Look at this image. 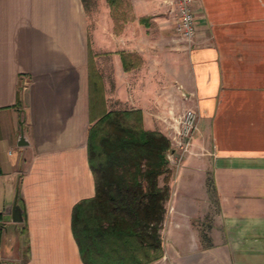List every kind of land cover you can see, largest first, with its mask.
<instances>
[{
    "label": "crops",
    "instance_id": "obj_1",
    "mask_svg": "<svg viewBox=\"0 0 264 264\" xmlns=\"http://www.w3.org/2000/svg\"><path fill=\"white\" fill-rule=\"evenodd\" d=\"M126 1L0 0V264H84L71 213L95 192L90 123L137 108L168 137L186 107L202 153L170 168L143 264H264V0H193L189 44L169 0Z\"/></svg>",
    "mask_w": 264,
    "mask_h": 264
},
{
    "label": "trees",
    "instance_id": "obj_2",
    "mask_svg": "<svg viewBox=\"0 0 264 264\" xmlns=\"http://www.w3.org/2000/svg\"><path fill=\"white\" fill-rule=\"evenodd\" d=\"M122 62L125 67L123 55ZM168 148L163 133L142 126L137 108L104 111L90 123L87 158L95 192L76 202L71 213L84 264H143L161 253ZM17 200L22 202L19 194Z\"/></svg>",
    "mask_w": 264,
    "mask_h": 264
},
{
    "label": "built area",
    "instance_id": "obj_3",
    "mask_svg": "<svg viewBox=\"0 0 264 264\" xmlns=\"http://www.w3.org/2000/svg\"><path fill=\"white\" fill-rule=\"evenodd\" d=\"M192 1L169 0L175 10V31L187 44L192 42L196 32ZM25 83L26 81L22 85H25ZM196 125L197 114L192 107L184 108L179 115L171 118L167 132L171 145L165 153L169 168H175L186 154L202 153L201 148L199 149L200 151L193 148L192 134Z\"/></svg>",
    "mask_w": 264,
    "mask_h": 264
},
{
    "label": "rangeland",
    "instance_id": "obj_4",
    "mask_svg": "<svg viewBox=\"0 0 264 264\" xmlns=\"http://www.w3.org/2000/svg\"><path fill=\"white\" fill-rule=\"evenodd\" d=\"M105 2H107L109 5H110V3L108 2V0H87V5H89V6H92V7H96L97 5H104V3ZM115 3H113V5L115 6V5H121L122 6V10L124 11V12H126V15H128L129 14V12H128V2L126 1V0H115L114 1ZM112 5V4H111ZM91 7V8H92ZM117 9V8H116ZM172 10L174 11V13H175V10H174V8H173V6H172ZM173 32H174V34L179 38V40H181V41H185V40H183L181 37H180V35L178 34V33H176V31H175V28H174V25H173ZM186 42V41H185ZM183 110V109H182ZM182 110L178 113V114H176V116L177 115H179L181 112H182ZM166 136V135H165ZM167 137V136H166ZM168 138V140H169V136L167 137ZM170 145H171V143H170V140H169V147H170ZM173 169V168H172ZM171 169V170H172ZM171 170H170V173H171ZM6 262H7V260H6Z\"/></svg>",
    "mask_w": 264,
    "mask_h": 264
},
{
    "label": "water",
    "instance_id": "obj_5",
    "mask_svg": "<svg viewBox=\"0 0 264 264\" xmlns=\"http://www.w3.org/2000/svg\"><path fill=\"white\" fill-rule=\"evenodd\" d=\"M19 143L22 144L23 141L20 140ZM11 219L15 222H20L23 219L22 208L17 202V193H15L13 202L11 204Z\"/></svg>",
    "mask_w": 264,
    "mask_h": 264
}]
</instances>
